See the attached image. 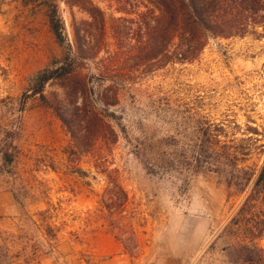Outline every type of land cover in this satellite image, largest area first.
Masks as SVG:
<instances>
[{"label": "rangeland", "instance_id": "1", "mask_svg": "<svg viewBox=\"0 0 264 264\" xmlns=\"http://www.w3.org/2000/svg\"><path fill=\"white\" fill-rule=\"evenodd\" d=\"M56 5L64 43L50 29ZM146 11L136 0H0V264H235L224 230L243 197L228 201L231 167L208 157L205 133L249 151L247 170L264 164V23L180 64L174 45L157 53ZM68 54L85 98L71 99L68 81L33 95ZM75 104L110 126L84 153L55 112ZM254 244L264 254V237Z\"/></svg>", "mask_w": 264, "mask_h": 264}, {"label": "trees", "instance_id": "2", "mask_svg": "<svg viewBox=\"0 0 264 264\" xmlns=\"http://www.w3.org/2000/svg\"><path fill=\"white\" fill-rule=\"evenodd\" d=\"M136 1L147 8L143 14V22L145 29L156 35L154 45L158 48L157 53L163 54V50L174 45V63L183 64L196 60L211 38L243 35L251 26L264 23V0ZM88 12L97 18V13L101 11L91 5ZM48 18L56 40L64 43V25L57 5ZM149 18L153 20V25ZM82 52L81 48L76 51L83 58ZM76 71V64L74 60L69 61L68 54L58 67L46 71L40 77L33 89V95L44 98L45 87L50 81H68L71 84L68 87V96L71 99L80 96L85 98L87 84L83 79H73ZM55 112L72 137L75 153L87 152L94 147L98 138H105L110 132V126L108 127L102 114L93 106L79 107L75 104L73 110L68 111L55 106ZM205 135L209 138L206 150L208 157L217 155L219 168L225 170L231 167L232 171L226 169L229 172L226 178L228 201L243 197L239 209L224 230L227 236L237 240L233 247L236 254L234 263L264 264L263 249L254 244L256 240L264 237V164L259 169L247 170L242 164L247 161L249 151H236L228 144L216 146V143L211 141L210 131ZM2 160L9 167L14 162V154L9 145L3 151ZM112 189H118L121 196H125V191L120 185L115 183ZM18 195L16 191L14 196L20 202Z\"/></svg>", "mask_w": 264, "mask_h": 264}]
</instances>
